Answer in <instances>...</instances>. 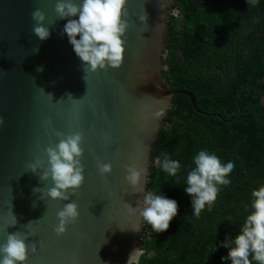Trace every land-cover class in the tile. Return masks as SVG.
<instances>
[{"label": "water", "instance_id": "95a60500", "mask_svg": "<svg viewBox=\"0 0 264 264\" xmlns=\"http://www.w3.org/2000/svg\"><path fill=\"white\" fill-rule=\"evenodd\" d=\"M55 4L0 0V244L8 234H27L37 251L26 264H135L144 221L129 206L136 208L146 191L151 151L174 95L185 94L195 107L192 94L167 90L162 76L172 0H127L131 27L122 66L94 73L83 71L87 66L62 34L68 20H57ZM37 8L51 27L46 41L33 34ZM75 132L83 135L85 179L69 201H53L46 195L51 180L41 182L28 166L40 160L47 167L44 149ZM98 162L112 172L101 175ZM131 165L144 169L138 189L125 181ZM69 202L77 204L78 219L57 236V212Z\"/></svg>", "mask_w": 264, "mask_h": 264}, {"label": "trees", "instance_id": "16d2710c", "mask_svg": "<svg viewBox=\"0 0 264 264\" xmlns=\"http://www.w3.org/2000/svg\"><path fill=\"white\" fill-rule=\"evenodd\" d=\"M259 1L255 9L257 18L264 14V4ZM226 4L240 3L235 0ZM174 27L170 21L167 23L165 47L173 41V47L184 51L190 39L202 38L191 32L195 25L185 19L181 29L174 31ZM230 31L227 21H212L208 37L226 48L230 46ZM260 31L264 28L248 34L251 40L248 48L244 51L241 44L236 57L226 55L224 48L216 49L207 69L194 76L185 75L189 71L186 65L174 68V50L168 55L167 49L163 50L165 87L169 91L192 94L195 107L185 94H175L163 119L151 151L145 193L155 191L175 200L178 214L168 230L161 233L153 231L144 221L138 240L142 254L135 264H231L226 259L228 248L222 245L239 234L251 211V192L264 186V104L261 102L264 97V37H259ZM234 60L242 68L238 77L215 72L223 68L230 73ZM216 61L223 64L217 66ZM201 150L214 152L222 162L232 161L235 167L228 176L231 183L221 186L216 201L197 217L191 208L192 198L186 195L184 188L187 172L194 166L193 158ZM161 153L180 162L181 169L176 177L169 176L153 163Z\"/></svg>", "mask_w": 264, "mask_h": 264}, {"label": "clouds", "instance_id": "9594fccd", "mask_svg": "<svg viewBox=\"0 0 264 264\" xmlns=\"http://www.w3.org/2000/svg\"><path fill=\"white\" fill-rule=\"evenodd\" d=\"M249 2L255 6L256 0ZM126 5L127 0H82L79 4L74 0H56L54 12L57 20H68L62 34L67 35L76 56L84 66H87L83 68L84 72L94 73L106 68L118 70L122 66L126 43L123 37L131 27ZM166 6L165 3L160 4L162 9ZM77 15L78 20L72 19ZM172 15L179 17L180 9L173 10ZM31 19L35 22L33 34L40 41H46L50 36L51 27L45 26V13L37 8L31 13ZM146 21L145 13L139 17V22L147 24ZM38 51L39 45H36L32 54ZM41 71L43 68L38 67L37 72ZM68 98H72L70 94ZM3 123V118L0 117V126ZM82 142L81 132L67 135L54 147L44 149L48 158L47 167H44L40 160L28 166L29 171L40 176L41 182L51 180L53 186L46 193L51 200L69 201L70 196L75 195L82 186L85 179V169L81 163ZM153 163L173 177H176L181 169L180 162L171 159L167 153H161ZM193 165L187 172V186L184 191L192 198L191 208L198 217L206 206L210 208L216 201L221 186L231 183L228 176L234 170L235 164L232 161L224 163L214 152L201 150L195 154ZM40 169L43 171L39 172ZM97 169L101 175L112 172L109 163L98 162ZM126 172L125 181L133 189H138L144 169L131 165L127 167ZM33 191L36 192L37 188ZM41 199L43 200V195ZM129 209L138 212L143 221L157 233L167 231L170 222L178 214L177 202L158 195L155 191L142 193V199L138 201L137 207L129 206ZM250 209L239 229V234L234 239H227L222 245L228 248L226 259L230 260L231 264H253V261L256 264H264V186L251 192ZM78 216L77 204L66 203L63 209L57 212L58 224L54 228L55 234L63 236L67 226L74 224ZM27 240V234L20 232L8 234L6 242L0 244V264H26L29 253L35 254L37 251L36 243H26ZM135 253L136 251L130 257Z\"/></svg>", "mask_w": 264, "mask_h": 264}, {"label": "flooded vegetation", "instance_id": "af4514ba", "mask_svg": "<svg viewBox=\"0 0 264 264\" xmlns=\"http://www.w3.org/2000/svg\"><path fill=\"white\" fill-rule=\"evenodd\" d=\"M234 1L235 0H172L169 21L171 27L175 25L174 31L182 28V23L185 19L187 23L195 25L191 32L196 36H202L201 39H190L189 47L184 51L180 48L173 47V41L167 43V47L164 46V49L168 51L167 55L170 51L174 50V68L186 65L189 71L185 73V75L188 76L202 73L207 69L216 49H219V47L224 48L216 39L208 37L209 23L212 21H227L230 24V46L223 49L226 55H233L236 57L240 51L241 44L244 46V51L248 48L251 42V40H249L250 35L248 34L252 33L253 30L264 28V14L260 16V18H257L255 14V9H258L257 4L259 0H256L255 6H253L249 0H237L240 3L238 5L226 4L230 2L233 3ZM259 2L264 4V0H260ZM177 8L180 9L179 17L172 15V11ZM213 33L216 35L217 31L214 30ZM258 35L259 37H264V31H260ZM194 55H197V57H194ZM163 59L164 57L162 61ZM215 63L217 66L223 64L222 61H216ZM225 70L228 71V69L220 68L215 70V72L221 76L238 77L241 74L242 68L240 64H237L234 60L231 65L230 73H227ZM165 83H167V80H165ZM261 102L264 104V97H261Z\"/></svg>", "mask_w": 264, "mask_h": 264}]
</instances>
